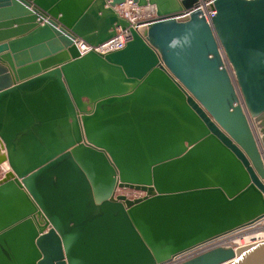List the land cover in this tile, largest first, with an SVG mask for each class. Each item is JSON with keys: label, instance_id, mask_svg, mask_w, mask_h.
<instances>
[{"label": "water", "instance_id": "obj_1", "mask_svg": "<svg viewBox=\"0 0 264 264\" xmlns=\"http://www.w3.org/2000/svg\"><path fill=\"white\" fill-rule=\"evenodd\" d=\"M263 148L264 0H0V264H264L196 251L264 218Z\"/></svg>", "mask_w": 264, "mask_h": 264}, {"label": "built area", "instance_id": "obj_2", "mask_svg": "<svg viewBox=\"0 0 264 264\" xmlns=\"http://www.w3.org/2000/svg\"><path fill=\"white\" fill-rule=\"evenodd\" d=\"M136 9H137V5L133 1H127L122 6L117 7V10L120 13V15L122 17H124L125 19H127L129 22H131V24L134 25V26H137L138 22L149 20L151 18L150 15L145 14V13L137 14L135 12ZM205 16H206V19L209 21L210 19H212L215 16V12L214 11L213 12H208V13H206ZM129 39H130L129 32L128 31H123L121 28H119L117 30L116 37H114L110 41L104 43L103 45L97 47L96 51H98V52H100L102 54H107L109 52H113V51H116V50H121V49H123L126 46V44H127ZM78 47H79V50H80V52L82 54H84V53H86V52L91 50V47L86 46L83 43L78 44ZM263 163H264V148H263ZM5 173H6V170L4 168L0 167V179L2 177H4ZM118 193L124 194L125 196H127L130 199H136V198H139V197L143 196L142 192L135 191V190H119ZM240 231H241V233H250V234H252V233L253 234L264 233V218L254 222V223H252V224H250L248 226H245L242 229L237 230L236 232H240ZM222 238H224V237H222ZM222 238L217 239L215 241H212V242L208 243L207 245H204V246L200 247L196 251L203 250V249H206L208 247L216 246V245H224V244L230 245V244H227L225 242L220 243ZM263 241H264V238H261V239L252 238L251 243H249L247 245H251V244H255V243H259V242H263ZM247 245H245V246H247ZM232 246L235 247V248H239L235 244H233ZM192 253H194V252H192ZM184 257L185 256L178 257L176 259V261H178V260H180V259H182Z\"/></svg>", "mask_w": 264, "mask_h": 264}, {"label": "bare ground", "instance_id": "obj_3", "mask_svg": "<svg viewBox=\"0 0 264 264\" xmlns=\"http://www.w3.org/2000/svg\"><path fill=\"white\" fill-rule=\"evenodd\" d=\"M241 232V231H240ZM240 232H235L232 233L230 235H227L226 237L222 238V240L220 241V243H227L230 245H237L239 248L244 247L245 245L251 243L252 238L255 239H261L264 238V233H260V234H250V233H242V234H238ZM238 234V235H237ZM252 235V236H251ZM230 238V239H229ZM226 239V240H225ZM228 239V240H227Z\"/></svg>", "mask_w": 264, "mask_h": 264}, {"label": "rangeland", "instance_id": "obj_4", "mask_svg": "<svg viewBox=\"0 0 264 264\" xmlns=\"http://www.w3.org/2000/svg\"><path fill=\"white\" fill-rule=\"evenodd\" d=\"M238 234H242V233L240 232V233H238ZM238 234H237V235H238ZM229 239H230V238H229ZM225 240H226V239H225ZM227 240H228V239H227Z\"/></svg>", "mask_w": 264, "mask_h": 264}]
</instances>
